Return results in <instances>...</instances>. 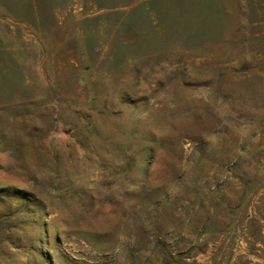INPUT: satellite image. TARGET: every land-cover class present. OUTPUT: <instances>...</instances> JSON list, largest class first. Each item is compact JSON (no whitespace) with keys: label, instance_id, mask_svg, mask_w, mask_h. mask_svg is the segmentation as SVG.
Returning <instances> with one entry per match:
<instances>
[{"label":"rangeland","instance_id":"obj_1","mask_svg":"<svg viewBox=\"0 0 264 264\" xmlns=\"http://www.w3.org/2000/svg\"><path fill=\"white\" fill-rule=\"evenodd\" d=\"M0 264H264V0H0Z\"/></svg>","mask_w":264,"mask_h":264}]
</instances>
